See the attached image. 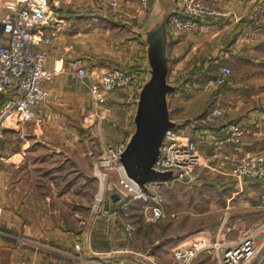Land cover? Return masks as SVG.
I'll use <instances>...</instances> for the list:
<instances>
[{"label": "crops", "instance_id": "0c3cea01", "mask_svg": "<svg viewBox=\"0 0 264 264\" xmlns=\"http://www.w3.org/2000/svg\"><path fill=\"white\" fill-rule=\"evenodd\" d=\"M53 1L58 2L57 5L52 4L58 21L49 25H59L60 28L51 37L49 44L38 46L47 51L45 66L49 69L56 68L52 80L46 83L49 97L36 109L34 120L7 127L0 138V152L3 155L0 160V264H82L88 257L106 264H183L173 257L172 249L201 236L209 237L210 232L205 228H184L166 236L168 241L162 244L160 252L168 251L171 257L168 261H162L157 255L159 250L150 251L145 232H141L138 226L133 235L126 234L118 214V197L113 199L109 196L92 221L84 222L75 218L72 221L76 225L63 224L59 219L60 214L50 208L52 181L48 183L46 177L42 183L38 180V174L46 176V172L49 173L52 169L35 165L38 153L36 148L39 145L46 148L45 154L54 152L58 155L64 145L77 147L79 144L89 143L96 136L99 121H94L100 116L97 115V110H93L96 105L92 104L90 94L92 80L89 73L92 70L114 66L111 63L130 68L134 72V81L126 92L130 90L131 97L134 95V88L137 89L148 65L142 31L155 15L173 13L177 9L176 0H148L144 7L139 0ZM112 1L115 2L114 7L111 6ZM206 3L212 11L207 18L212 27L208 33L183 32L177 37L167 35L168 72H172L176 79L185 75L188 83L193 73L203 71L206 62H211L208 60L211 55L207 54H210L216 41L227 45V50L231 48L234 51L242 46L239 43L242 28L250 20L254 5L252 0H206ZM5 12L6 9L0 2V19ZM49 25L45 27L47 32L51 28ZM75 25H78V32L71 31ZM116 26L128 28L133 34L111 40L108 35L114 32L112 27L113 30L118 29ZM199 35L204 37L201 41L207 40L205 46L209 47L210 52L202 53L201 58L192 59L191 55H179V50L187 47L190 50L195 47L202 49V42L196 41ZM0 39L4 42L8 40L1 24ZM227 54L228 51L223 56ZM78 65L84 67L86 76L80 78L76 75ZM226 84L216 88L214 99L228 96ZM121 91L123 90L110 93L108 103ZM14 94V85L8 91H0V109ZM176 100L180 102V99ZM215 103L199 121L192 122V117L183 118L179 113L175 119L183 118V124L181 121H174L180 129L197 138L198 148L208 162L218 160L222 153L244 155L248 151L241 148L242 142L235 145L224 141L227 135L226 125L240 122L242 116H228L222 105ZM117 105L113 106L110 102L109 108H105L106 114L111 113ZM214 107L222 108L223 115L216 122L209 123L206 115ZM135 108V102H130L121 123L117 124V119L111 117L100 127L98 133L102 136L111 134L113 127H120L122 124L120 133L130 126V132L128 130V135L126 133L130 137L134 130L131 128L134 126ZM254 119L256 118H247L251 124L256 123L257 120ZM259 125L260 123H256L254 126ZM46 189L49 193H46ZM67 189L68 184L65 182L60 193L67 192ZM162 209L163 215L158 218L157 223L164 219L174 220L170 217L175 216V212L166 211L163 206ZM134 222L136 223L135 220ZM189 264H218V260L210 251H202Z\"/></svg>", "mask_w": 264, "mask_h": 264}, {"label": "rangeland", "instance_id": "374dc122", "mask_svg": "<svg viewBox=\"0 0 264 264\" xmlns=\"http://www.w3.org/2000/svg\"><path fill=\"white\" fill-rule=\"evenodd\" d=\"M204 1L206 2V0ZM252 1H254V5L250 20L241 32L239 43L242 46H238L234 52L231 48L227 50V45L221 44V41H216L210 52L209 47L205 46L208 43L207 40L201 41L204 37L199 35L200 37L196 38V41L202 42L203 48L195 47L190 50L187 47V49L179 50V55H191V59L201 58L202 53L207 54L209 51L210 54L207 55H211V59H207L211 62H206L203 71L196 72L198 74L195 73L194 77L190 78V83L185 81V75L176 79L172 72L167 74V81L179 89L171 91L167 97L170 118L181 121L182 124V119L188 116L192 117V122L199 121L216 102L222 105L226 115L239 114L240 117L242 116L239 120L242 122L243 135L244 133L245 135L244 137L242 135L241 148L248 151L244 155L259 150L264 142V107L260 105L264 101V0ZM139 2L141 3V0ZM161 15V13L155 15L145 28L147 29L154 21L159 20ZM112 26L115 27V25ZM77 28L78 25H75L71 31L78 32ZM145 28L143 31L146 30ZM112 31L114 32H110L108 35L111 40L129 37L133 34L128 28L122 27H118L116 30H113L112 27ZM226 51L228 54L223 56ZM144 53L146 54V46ZM111 64L122 67L116 65L117 63ZM223 64H228L231 68L228 83L225 85L229 94L228 96L224 95V99H214V92L219 88H207V81L218 73ZM148 67L147 65L137 89L134 88L132 97V92L130 90L126 92L128 87H125L121 88L123 91L111 99L110 102L113 103V106L118 104L111 113L106 114L105 108H109L110 105L108 95L115 91L108 93L105 102L98 106L92 100V104L96 105L93 110H97L96 113L100 116L96 117L94 121V123L99 121V126H97L99 130L111 117L117 119L115 120L117 124L121 123L124 119L125 109L130 106V102L133 101L136 105L138 90L148 76ZM122 68L131 71L128 67ZM130 97L131 99H129ZM175 97L180 99V102ZM178 113L183 117L182 119H175ZM253 117L256 118L254 119L257 120L256 123H260L259 126L256 127L254 126L256 123L251 124L247 120V118ZM120 125L122 126V124ZM120 127L112 128L110 126L113 129L111 134H103V136L98 133L99 130H96V136L89 143L79 144L77 147L71 144L64 145L58 155L54 152L45 154L46 148L42 145L36 148L38 153L35 165L52 169L51 172H46V176L38 174L39 183H42L45 177L47 182L52 181L50 208L60 214L59 219L63 224L74 225L75 221L73 223L72 220L75 218L84 220V222L92 221L95 214L100 211L95 206L97 199L100 197V202L103 204L112 194L109 192L111 190L109 188L117 180L118 172L115 169L103 167L98 170L95 168V163H98L108 145L117 144L129 137L127 135L130 132V126L127 130L122 129L121 133ZM131 129L133 130L134 126ZM66 156L67 158H65ZM221 160L219 158L207 162L196 178L191 181L175 180L169 185H159L155 191H150L152 197L157 195L161 199V204L166 211L176 213L175 216L170 217L174 220L164 219L159 223L146 220V211L154 204L151 198L135 199L129 202L128 211L131 218L137 223L134 222L136 228L138 226L141 232H145L146 244L150 251L159 250L156 254L160 260L168 261L171 257L168 255V251H166L167 253L160 252L161 242L166 240V236L173 235L184 228H205L210 232L211 240L218 239L225 243L238 240L246 231H254L259 236L264 235V204L259 201V197L264 196V179L257 181L259 179L237 178L228 173L226 163ZM65 182L68 184L67 192L60 193ZM40 192H43L42 188ZM47 192L49 193L48 190ZM155 240H158V243H155ZM210 252L212 253V251Z\"/></svg>", "mask_w": 264, "mask_h": 264}, {"label": "built area", "instance_id": "2783aa9c", "mask_svg": "<svg viewBox=\"0 0 264 264\" xmlns=\"http://www.w3.org/2000/svg\"><path fill=\"white\" fill-rule=\"evenodd\" d=\"M6 9L0 19L2 31L8 40L0 39V91H8L14 85V96L0 109V138L3 131L12 125L35 119L36 109L49 97L46 83L52 80L56 68L45 66L47 51L39 49L41 44H49L51 37L56 35L59 25H49L57 22L53 6L58 2L53 0H0ZM115 2H111L114 7ZM146 6L147 0H141ZM177 9L169 15L167 35L177 37L183 32L206 33L212 27L207 22L212 13L204 0H176ZM51 27L47 32L45 27ZM231 74L230 66L223 64L218 73L207 81V88L219 87L228 82ZM78 77L86 76L84 67L78 65ZM91 77L90 94L94 104L105 102L108 93L131 87L134 72L126 68L108 66L105 69H95L89 73ZM137 97V96H136ZM137 99V98H136ZM264 107V101L260 103ZM223 115L220 107H214L206 115L209 123L216 122ZM227 135L224 141L234 144L241 143L244 127L242 122H230L226 125ZM129 137L114 145H108L95 163V168L115 169L117 180L110 187V193H116L121 199L118 214L123 228L128 236L136 231V225L128 211L131 200L151 198L154 204L146 211V219L156 222L163 215L161 199L150 191H155L159 185H169L175 180L191 181L206 166L207 160L198 148L197 139L179 126L165 130L160 151L153 168L158 171L171 170L174 174L167 180H151L146 183V190L140 188L129 178L119 160L126 147ZM3 155L0 152V160ZM221 161L226 163L228 173L242 179L264 178V142L259 150L235 157L228 153L221 154ZM106 173V172H104ZM107 174V173H106ZM264 204V196L259 197ZM99 197L95 203L97 209H102ZM101 203V204H100ZM100 204V205H99ZM76 246H78L76 244ZM202 251H212L218 264H264V235L259 236L254 231H246L234 242L225 243L218 239L211 240L201 236L185 245L172 249V255L183 264L190 261ZM98 254V253H97ZM82 264H106L95 258H85Z\"/></svg>", "mask_w": 264, "mask_h": 264}, {"label": "water", "instance_id": "95a60500", "mask_svg": "<svg viewBox=\"0 0 264 264\" xmlns=\"http://www.w3.org/2000/svg\"><path fill=\"white\" fill-rule=\"evenodd\" d=\"M168 18V13L162 14L142 33L146 44L148 76L138 91L133 115L134 130L119 158L126 175L144 190L147 182L167 180L174 174L171 170L158 171L153 168L165 130L177 126V122L170 118L167 98L177 87L167 81ZM110 196L113 199L118 197L116 193Z\"/></svg>", "mask_w": 264, "mask_h": 264}, {"label": "trees", "instance_id": "16d2710c", "mask_svg": "<svg viewBox=\"0 0 264 264\" xmlns=\"http://www.w3.org/2000/svg\"><path fill=\"white\" fill-rule=\"evenodd\" d=\"M194 75H195V73H193L190 77L192 78V77H194ZM120 201H121V199L119 198L118 199V204H120ZM168 240L166 239L165 241H163V242H161V244H163V243H165V242H167Z\"/></svg>", "mask_w": 264, "mask_h": 264}]
</instances>
